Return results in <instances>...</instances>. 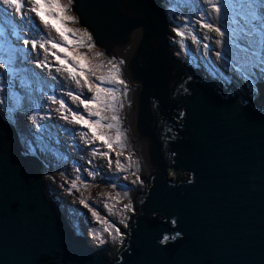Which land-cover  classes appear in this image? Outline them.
I'll list each match as a JSON object with an SVG mask.
<instances>
[{"label":"water","instance_id":"water-1","mask_svg":"<svg viewBox=\"0 0 264 264\" xmlns=\"http://www.w3.org/2000/svg\"><path fill=\"white\" fill-rule=\"evenodd\" d=\"M74 3L80 26L129 87L122 121L148 188L135 199L140 216L121 264H264V103L260 111L232 87L225 97L180 64L162 0ZM256 87L264 102V83ZM19 144L0 116V264L4 256L35 264L42 254L50 264H100L72 237L40 180V161L20 157ZM171 167L190 180L167 181Z\"/></svg>","mask_w":264,"mask_h":264},{"label":"snow or ice","instance_id":"snow-or-ice-1","mask_svg":"<svg viewBox=\"0 0 264 264\" xmlns=\"http://www.w3.org/2000/svg\"><path fill=\"white\" fill-rule=\"evenodd\" d=\"M167 3L170 5L167 11L173 15L177 25L173 30L180 37L178 42L190 63L196 64L197 61L186 43L188 39L202 49L200 54L205 57V63L214 65L215 62L206 59L207 53L213 51L220 65L230 70L248 88L257 86L258 81L264 82V0H167ZM72 4L73 0H67L66 3L64 0H0V106L4 109V118L10 120L13 114L18 117L25 110V105L31 103L37 91H43L39 87L40 82L36 75L25 67L30 62L31 54L35 52L39 55V50H42L43 58L35 61L37 68H47L50 74L52 70V63L48 59L50 55L60 66L56 68L57 72H65L77 86L93 93L84 98H82L83 93L80 95H75L71 91L67 93L73 101H78L79 105L83 106L87 116L73 111L63 99L57 100L54 95L47 96V100L59 105L57 112L65 110L71 114L69 117L61 112L62 119L65 121L71 119L72 123L88 129L82 133L83 137H88L90 133L93 142L99 141L106 146L108 151L94 154L108 157V163L111 165L113 160L109 153L114 151V143L124 146L125 134L120 128V117L117 112L118 107L122 105L119 104L117 93L120 90L116 85H125L126 82L120 75L118 63L109 61L111 67L108 73L97 76L90 58L78 51L79 47L87 46L92 49L95 45L87 43L92 40V36L86 29L78 30L70 27L71 24L78 23L77 18L69 14L72 11ZM30 13H34L35 18L50 33L54 31L61 41L72 46V50L51 37L25 38L26 31H37ZM6 15H18L23 23L17 25L11 20H5ZM198 30H206L203 40L197 34ZM77 33L79 36L73 39ZM209 34L218 37L214 46L203 42L212 38ZM50 49L58 50L63 56ZM96 67L103 68L104 65L101 63ZM215 70L213 66V71ZM89 74L95 78V82L89 79ZM108 109L113 113L111 123H105L108 117L103 115ZM46 118L30 116V120L39 130L36 136L41 148L45 147L42 137L48 126L40 121ZM113 128L116 129L114 138L103 131ZM119 155L120 153H117L114 163L123 169L124 165ZM128 159L131 160L130 157ZM71 188H77V183L72 182ZM80 203L88 206L84 200ZM105 207L109 208L108 205ZM124 209L134 211L131 204H125ZM111 211L112 209L109 208L110 213ZM92 216L98 223L102 222L98 211L93 209ZM103 232L112 235L113 239L115 234L123 235L120 229L110 222L109 226L103 228ZM95 238L101 244L106 242L102 234H97ZM168 239L169 237L165 236L162 242H167Z\"/></svg>","mask_w":264,"mask_h":264},{"label":"clouds","instance_id":"clouds-1","mask_svg":"<svg viewBox=\"0 0 264 264\" xmlns=\"http://www.w3.org/2000/svg\"><path fill=\"white\" fill-rule=\"evenodd\" d=\"M64 2L66 3L67 0H64ZM74 4L73 0L72 7ZM162 6L168 19L169 33L167 38L169 43L173 46L174 55L179 60L180 64L188 70H191L193 73L198 70L199 73L197 74V77L200 78V80L213 82V87L223 96L227 97L232 87V91L237 92L243 101H248L253 107L262 111L264 102L259 99L260 93L258 88L256 86L252 89L248 88L245 84L240 82L230 70H226L222 66L216 65L215 63L213 66L216 70L213 71V66L204 62L205 58L200 54L202 49H200L198 45L194 44L191 39H188L186 43L188 44L193 56L196 58L197 63L192 64L189 62L188 57L182 51L178 42L180 37H178L173 30L177 25L173 15L167 11V8L170 7L167 0H162ZM72 13L77 16L79 21L78 15L73 11ZM30 15L33 17V22L37 31H26L25 38L46 39L51 37L55 39L56 42H59V37L54 31L50 33L48 29H45L44 26L39 23V20L35 18L34 13H30ZM4 19L11 20L17 25L23 23L18 15H6ZM193 19H195V17H193ZM78 25L79 24L77 23L70 27L77 29ZM82 27L87 29V27ZM197 34L203 40L206 30H198ZM209 35L212 38L203 42L209 43V45L212 46L213 40L218 37H215L214 34ZM78 36L79 33H77V36H74V38H77ZM91 36V44L95 45L93 49H101L96 45L93 38L94 36L92 34ZM28 47L30 48L31 46L29 45ZM48 47L50 48V45ZM84 50L85 46L79 47V52L83 53ZM39 51V55L35 52L31 54L30 62L25 65V67L29 68L36 75L37 80L40 82L39 87L42 88L43 91H37L34 94V99L31 103H27L25 105V110L18 117L16 114H13L12 119H5V113L2 106H0V116L6 124L14 125L17 141L18 143L20 141L19 145L24 152L22 153L20 151V157L26 159V156H33L40 161L42 166L40 169V180L46 191L49 193L50 200L63 215L68 228L73 232L72 237L75 240L79 237L83 238L87 248L93 250V254L97 251L92 247V242L97 234H102L105 241L122 240L123 246L127 248L128 243L125 242H129V226L134 224L133 218L135 216H140V213L132 211L131 215L126 218L122 213V210L125 204L130 203L134 206L137 195H147L146 191L148 189L144 180L141 181L139 177L137 159H141V156L139 155L137 157L135 153H132L128 137L130 128H128L129 125H127L124 129V123L122 121L126 108L125 93L122 92V89L124 88L125 90H129V87L126 86V84L120 85L121 88L116 85V87L120 90L117 93L119 97V104L122 105L121 107H118L117 112L120 117V128L125 134L123 150H119L118 152L120 153L119 159L124 165V168L121 169L114 163L117 159V154L110 155L113 160L111 165L108 163V157L94 154L97 152L107 151L106 146L99 141L93 142L91 140L90 133L88 137H83L82 133L88 131V129L81 125L72 123L71 119L68 121L62 119L61 112L69 115V117L71 114L65 110L57 112L56 109L59 105L47 100V96L54 95L57 100L63 99L66 104L74 106V111H78L82 115H85L86 113L83 106L79 105L78 101H73L71 97L67 95L70 91L75 95H80V87L77 86L65 72L56 71V68L60 66L54 61L53 57L50 55L48 57L49 61L52 63V70L50 74L47 68L42 69L36 67L35 61L43 58L42 50ZM50 51H57V54L61 55L58 50L50 49ZM101 51L104 52L107 57V61L100 58L98 63H102L104 65L101 70L106 75V70L111 67V65L107 62L112 61V55L107 53L106 49H101ZM207 57L212 58V61ZM207 57L206 59L210 62H214V59L218 61L213 51H209L207 53ZM69 62L73 63L72 61ZM73 66H75L74 63ZM53 77H55V79H53ZM92 80L94 81L93 77ZM136 85L137 83L132 84L133 87ZM91 95V92H83L82 98L89 97ZM31 115H37L38 118L47 117L46 119L40 121L48 126V130L43 133L42 137L43 144L45 145L44 148H41L37 142L36 133L39 130L36 129L35 125L30 120ZM104 115L108 117V120L105 121V123H111V116L113 115L111 109H108ZM92 119H95V117H92ZM103 131L108 133L107 135L113 138L116 135L115 128L103 129ZM144 140L148 141L146 138ZM117 144L121 146L120 143ZM86 151H90V158L95 155V157L101 161V163L93 165L94 172L92 177L85 172L88 168H90V166H92L89 163L90 158L87 166H85L87 160L83 162H78L76 160V155L78 153L85 155ZM129 157L131 158L130 161L128 159ZM67 167L72 168L74 171L72 173L68 172L67 174H64L63 171H66ZM174 170L175 167L168 168L166 173L167 181H170L171 183H181L188 182L190 180L191 173H185L182 169H178L176 171ZM153 176H157L156 171ZM77 177H79V179H77ZM149 177L150 172H147L146 180L151 182ZM72 182L77 183V188H71ZM55 195H57L58 199L62 200L61 205H58L55 200ZM81 200H84L88 206L80 203ZM105 205H108L109 208L112 209L111 213L109 212V208H106ZM116 208L119 209V211H117ZM133 208L135 209V207ZM93 209L100 213L102 222L98 223L96 218L92 216ZM109 222L116 225V227L120 229V233L123 234L122 239H119V234H117L115 239H113L112 235L103 232V228L109 226ZM127 222L130 223L127 224ZM124 224H126L125 227ZM121 230L124 231L125 234Z\"/></svg>","mask_w":264,"mask_h":264},{"label":"flooded vegetation","instance_id":"flooded-vegetation-1","mask_svg":"<svg viewBox=\"0 0 264 264\" xmlns=\"http://www.w3.org/2000/svg\"><path fill=\"white\" fill-rule=\"evenodd\" d=\"M163 220L164 218H160V221ZM115 236H117V234H115ZM12 245L14 246L16 244ZM92 247L94 250H97L96 254L99 256L98 263L100 264H121V261L123 259L122 257L124 255V252L126 251V247L123 246L122 240H109L101 244L98 239L94 238ZM28 253L30 255L29 251ZM3 262L5 264H15L16 259L4 256ZM50 262L51 259L48 258L46 254L37 256L34 261L35 264H50Z\"/></svg>","mask_w":264,"mask_h":264},{"label":"rangeland","instance_id":"rangeland-1","mask_svg":"<svg viewBox=\"0 0 264 264\" xmlns=\"http://www.w3.org/2000/svg\"><path fill=\"white\" fill-rule=\"evenodd\" d=\"M69 14L72 15V16H75V17L77 18V16H76L75 14H73L72 11H71ZM77 20H78V19H77ZM75 24H77V23L71 24L70 26L75 25ZM78 24H79V25L77 26V29H78V30H85V28H83L82 26H80L79 21H78ZM86 30H87V29H86ZM87 32L90 33L89 30H87ZM73 39H76V38L73 37ZM58 40H59V42L64 43V45H65L66 47H69L70 50H72V46L67 45L66 42L61 41L60 38H59ZM87 43L91 44V41H87ZM214 44H215V40H213V44H212V46H214ZM78 51H79V49H78ZM83 53H84V54H89V55H87V56H88V57L90 58V60H91V64H92L93 70H94L99 76H100V75H105V74L102 72L101 68H97V67H96V65L99 64V63H98V60H99L100 58H103V59H105V60L107 61V57L105 56L104 52L101 51V49H99V50H95V49H93V48H92V49H89L87 46H85V50H84ZM97 53H101L102 55L97 56V55H96ZM61 56H63V54H61ZM202 57H203V56H202ZM204 58H205V57H204ZM207 58H209V59L212 61V58H210V57H207ZM107 63L109 64V62H107ZM89 79L92 80V76H91L90 74H89ZM79 92H80V93L88 92V90H87L86 88H84V89H81V88H80ZM92 95H93V93H92ZM106 111H107V110H106ZM106 111L103 113V115L106 113ZM106 134H108V133H106ZM113 147H114V151H112L111 153H109V155L117 154V153L119 152V150H123V147L119 146L117 143H114ZM107 151H108V149H107ZM89 163H90L92 166H90V168H88L87 170H86V168H87V167H86V168H85V170H86L85 172H86V174H88L90 177H92V174H93V172H94V170H93V165H95V164H97V163H101V161H100L99 159H97V158L95 157V155H94V156H92V157L90 158ZM73 171H74V170H73L72 168H68V167H67V170H66V171H63V173H64V174H67L68 172L72 173ZM55 200L57 201L58 205H61L62 200L58 199V198H57V195H55ZM128 204H130V203H128ZM122 213H123V214L125 215V217L127 218V217H129V216L131 215L132 210H126V209L123 208ZM129 223H130V222H127V224H129ZM125 225H126V224H124V227H125ZM122 238H123V235L121 236V235L119 234V239H122Z\"/></svg>","mask_w":264,"mask_h":264},{"label":"bare ground","instance_id":"bare-ground-1","mask_svg":"<svg viewBox=\"0 0 264 264\" xmlns=\"http://www.w3.org/2000/svg\"><path fill=\"white\" fill-rule=\"evenodd\" d=\"M214 62H215V64L216 65H220V63H219V61H217V60H215L214 59ZM221 66V65H220ZM61 75H62V73H61ZM97 75V74H96ZM98 76V75H97ZM93 79H94V81H95V78L93 77ZM68 105V107L70 108V109H72L73 111L75 110V107L74 106H71V105H69V104H67ZM85 115L87 116V113H85ZM90 151L89 152H85V155L87 156H85L84 154H82V153H78L77 155H76V160L78 161V162H83V161H86V163H85V166H87V163H88V161H89V158H90ZM116 210L117 211H119V209H117L116 208Z\"/></svg>","mask_w":264,"mask_h":264},{"label":"trees","instance_id":"trees-1","mask_svg":"<svg viewBox=\"0 0 264 264\" xmlns=\"http://www.w3.org/2000/svg\"><path fill=\"white\" fill-rule=\"evenodd\" d=\"M106 72L108 73V70H106ZM118 87H119V88H121V86H120V85H118ZM122 92H123V93H125V92H126L124 88L122 89Z\"/></svg>","mask_w":264,"mask_h":264}]
</instances>
